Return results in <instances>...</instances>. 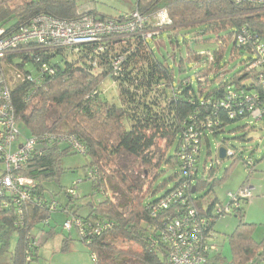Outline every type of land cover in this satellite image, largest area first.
<instances>
[{"label": "trees", "instance_id": "1", "mask_svg": "<svg viewBox=\"0 0 264 264\" xmlns=\"http://www.w3.org/2000/svg\"><path fill=\"white\" fill-rule=\"evenodd\" d=\"M160 9H167L172 26L152 42L161 41L163 33L167 32L173 43L172 34L183 27L210 24L217 30L230 28L235 32L228 38L233 42L234 51H244L248 56L243 67L231 76L221 66L222 54H203L207 67L197 73L198 87L195 88L190 80L176 85L174 71L157 59L153 48L142 40V36H128L124 42L113 38L110 43L107 38L70 50L31 41L0 57V76L4 85L11 87L6 78L7 69L21 76L10 88L17 124H22L27 130L29 136L26 139L44 138L19 172L20 176L34 181V186L26 190L31 200L19 202L17 196L11 194H5L0 199V264L9 254V264H31L38 260L39 246L32 238V231L40 225L49 226L47 240L55 237L57 229L51 226V222L58 211L66 216V221H81L83 231L76 223L71 231H65L63 226V231L71 234L74 229L77 230L93 264H125L129 261L165 264L168 247L162 243L154 249L151 247L150 238L157 237L156 227L161 219L153 217L149 206L179 186L178 173L175 186L163 196L156 199H148L150 195L147 197V194L135 196L137 189L130 187L133 192L127 194V202L118 205L109 196L108 190H122L120 183L128 184L127 179L123 175L120 178L107 168L119 154L125 152L152 165L159 172L164 163L177 165L176 157L167 158V155L175 144L178 148L186 125L210 119L211 128L201 130L204 139L209 141L208 134L217 136L232 123L241 120L254 122L247 115L231 118L229 113L235 106L230 110L215 107L218 100L226 98L229 87L239 95L242 92L250 95L256 91L260 96L256 100L257 105L264 110V65L248 70L255 59L253 40L264 42V8L236 4L232 0H135L131 12L113 19L125 21L136 11L152 17ZM87 10L90 14L101 16L96 8L83 0H0V30L4 32L1 36L7 38L28 30L43 15L74 21ZM242 34L253 38L246 46L236 42ZM220 44V49H224L225 40H221ZM104 48L103 54L101 49ZM119 59H123L122 64L115 70L113 63ZM29 68L36 71L33 73ZM106 79L115 83L117 103L108 100L101 90ZM202 79L206 81L201 82ZM53 110L55 118L50 123ZM60 137L74 138L85 148L83 155L87 163L83 169L93 171L97 177L96 180L87 178L92 181L93 192L81 206L89 211L86 216H79L70 209L73 197L67 193L70 196L67 205L59 207L54 201L56 193L48 189V184L60 182L64 173L63 158L79 154L70 145L61 142ZM159 143L163 152L157 155L155 151ZM232 150L237 152V157L232 160L242 159L237 150ZM248 159L252 158L249 156ZM243 162L247 163V160ZM257 163L254 162L253 168ZM206 183V179L199 180L193 186L195 194ZM216 184L217 180L212 187ZM98 192L104 199L94 202ZM197 202L199 208L206 205L210 211L213 203L218 201L204 204L202 199H197ZM53 203L57 204L56 210ZM168 213H173V210ZM236 216L240 224L230 236V264H264V238L260 241L254 238V225L244 223L243 208ZM218 219L211 220L210 229L214 230ZM13 239H16V244L12 251ZM70 239H64L63 252L69 250ZM119 241L133 244L138 250L119 249ZM220 260L221 253L218 251L207 264H219Z\"/></svg>", "mask_w": 264, "mask_h": 264}, {"label": "rangeland", "instance_id": "2", "mask_svg": "<svg viewBox=\"0 0 264 264\" xmlns=\"http://www.w3.org/2000/svg\"><path fill=\"white\" fill-rule=\"evenodd\" d=\"M83 2L90 3L102 17L114 18L131 12L135 0H83ZM234 33V30L230 28L217 30L210 24H202L177 29L172 34L174 36L173 43L170 42L168 33L164 32L161 41H150L149 44L153 48L157 59L174 71L176 85L183 80H190L193 86L197 88V73L201 68L207 67L203 54H222L221 66L231 76L243 67L248 56L244 51L238 53L236 50L234 51L233 42L228 40ZM221 40L226 42L224 49H220ZM233 52L235 56H233ZM29 70L33 73L36 71L34 68H29ZM34 76L36 77V74ZM6 78L11 87L18 82L15 71L7 69ZM101 90L106 94L108 100L117 103V89L113 87L111 80H104ZM54 118L53 110L49 122L52 123ZM18 129L21 138L19 142L14 144V152L18 149L19 144L29 136L22 124H18ZM208 137L209 141L203 140L198 164L199 175H201L200 180H202L203 175H206L207 183L202 190L194 195L195 199H202L204 204H210L214 201L226 204L229 201L230 194H237L243 186L248 187L253 193V198L243 203V221L247 224H253L254 238L257 241L262 240L264 238V121L258 123L251 120L237 121L228 125L224 132L217 136L208 134ZM224 146L237 150L242 159L236 162L232 159H224L220 165H216V155L219 149ZM176 148L175 144L169 150L167 158L175 156ZM155 152L157 155L163 152L161 143L158 144ZM249 156L254 162L258 161L252 174L248 173L243 162ZM86 163L87 159L83 154L64 157L62 161L64 173L60 182L48 184V189L56 193L54 201L59 207L66 206L69 201L70 196L66 194L67 190L74 192L70 209L79 216L88 215L89 211L81 206L89 200V196L93 192L92 181L87 179V172L83 169ZM213 163L216 166L214 171L205 173V168L210 169ZM107 169L120 178L123 175L127 179L128 184L122 181L120 183L122 190L115 191L112 188L108 190L109 196L118 205H124L127 202V194L133 192L130 187L137 189L138 192H134L135 196L147 194V197L150 195L148 199L163 196L175 186L176 174L179 173V167L176 164L168 165L164 163L157 172L158 169L152 165L145 164L125 152L119 154L116 161ZM3 171L4 164L0 163V176ZM156 173H158V176L154 181ZM216 180L217 184L212 187ZM103 199V195L98 192L94 202H100ZM52 219L51 226L57 229L55 237L47 240L46 233L49 231V226L43 225L42 227L40 225L32 231V238L39 246V258L31 264H93L91 254L87 246L80 241L77 230L74 229L71 234L63 231L66 216L58 211L54 213ZM239 224L240 220L236 215L222 217L216 221L214 225L215 240L221 253L219 264H230L232 260L230 236ZM70 237L69 250L63 252V241L65 238ZM15 244L16 239H13L12 251ZM117 246L122 250H129L130 248L138 250L137 246L122 241H119ZM2 263H10V254L2 259ZM125 264H136V262L129 261Z\"/></svg>", "mask_w": 264, "mask_h": 264}, {"label": "built area", "instance_id": "3", "mask_svg": "<svg viewBox=\"0 0 264 264\" xmlns=\"http://www.w3.org/2000/svg\"><path fill=\"white\" fill-rule=\"evenodd\" d=\"M232 1L236 4L264 8V0ZM89 11L83 12L82 17L74 21H63L43 15L38 17L34 25L28 30H22L20 33L7 38L1 36L4 32L0 30V57L31 41H37L44 46H55L69 50L107 38L111 40L108 41L109 43L114 40L113 38H118L124 42L128 36H142V40L149 44L150 41L156 40L164 30L172 26V20L167 9L158 10L152 17L141 15L136 11L122 22L107 16L97 17L90 14ZM236 39L240 46H246L253 38L242 34ZM252 49L255 59L248 70L258 69L264 65V42L253 40ZM104 50L105 48L101 49L103 54ZM122 61L123 59H119L113 63L115 70L119 69ZM17 78L20 79L21 76L19 75ZM205 81V79L201 80V82ZM113 87H115V83H113ZM10 88L4 85L0 76V163L4 164V173L0 177V199L5 194H11L17 196L19 202H28L31 200V196L26 190L27 187L34 186V181L28 177L20 176L19 172L36 150L39 141L44 138L24 139L19 144L18 149L13 151L14 144L20 141L21 136L11 103ZM240 95L233 92L232 87H229L226 98L218 100L215 107L217 109L224 107L230 110L232 106H235L234 110L229 113L231 118H235L237 115H247L254 122H260L264 110L257 105L256 100L260 98L259 94L254 91L250 95H246L244 92ZM211 126L212 123L209 119L200 124H190L184 127L175 154L179 167V186L165 198L149 206L153 217L161 219L160 225L156 227L157 237L150 238L151 247L154 249L160 243L168 247L169 251L165 264H207L209 259L219 251V246L215 240V231L210 229L211 220L239 214L243 208V203L253 198L251 190L243 186L237 194L229 195V201L226 204L213 203L210 211L206 205L199 208L197 199H192L195 195L193 186L201 178L198 164L205 136L201 130H206ZM53 138L57 139L55 136ZM58 139L70 145L77 153H85V148L74 138L60 137ZM224 149L226 150L225 159L237 157L236 151L229 148ZM216 159V165H220L223 161L219 158V152ZM244 164L248 173L252 174L254 171L253 159H247V163ZM215 167L213 163L210 169L205 168V173H212ZM87 175L92 180L97 178L96 174L90 170L87 171ZM202 179H206V175H203ZM66 193L74 196V192L71 190H67ZM56 207L57 204L53 203L54 210ZM171 210L173 213H168ZM163 213L164 216H162ZM19 214L21 215L22 211ZM75 223L83 231L81 221L76 219L67 220L64 224V230L71 231Z\"/></svg>", "mask_w": 264, "mask_h": 264}, {"label": "water", "instance_id": "4", "mask_svg": "<svg viewBox=\"0 0 264 264\" xmlns=\"http://www.w3.org/2000/svg\"><path fill=\"white\" fill-rule=\"evenodd\" d=\"M219 158L224 160L226 158V150L224 148L219 149Z\"/></svg>", "mask_w": 264, "mask_h": 264}, {"label": "crops", "instance_id": "5", "mask_svg": "<svg viewBox=\"0 0 264 264\" xmlns=\"http://www.w3.org/2000/svg\"><path fill=\"white\" fill-rule=\"evenodd\" d=\"M259 165V164H258ZM3 174V173H2ZM53 220V219H52Z\"/></svg>", "mask_w": 264, "mask_h": 264}]
</instances>
